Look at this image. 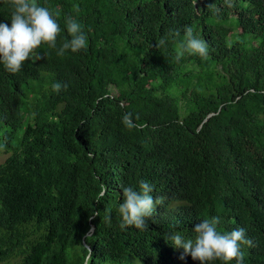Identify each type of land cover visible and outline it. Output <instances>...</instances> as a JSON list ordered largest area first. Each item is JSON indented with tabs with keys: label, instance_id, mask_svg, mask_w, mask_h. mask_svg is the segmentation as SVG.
Segmentation results:
<instances>
[{
	"label": "trees",
	"instance_id": "trees-1",
	"mask_svg": "<svg viewBox=\"0 0 264 264\" xmlns=\"http://www.w3.org/2000/svg\"><path fill=\"white\" fill-rule=\"evenodd\" d=\"M38 3L60 25L56 47L15 74L0 64V262L199 264L168 238L219 215L217 231L253 241L243 264H264V0ZM12 11L0 0V22ZM68 16L87 46L61 56ZM186 26L206 57L177 61ZM141 180L163 203L121 229L122 188Z\"/></svg>",
	"mask_w": 264,
	"mask_h": 264
},
{
	"label": "clouds",
	"instance_id": "clouds-1",
	"mask_svg": "<svg viewBox=\"0 0 264 264\" xmlns=\"http://www.w3.org/2000/svg\"><path fill=\"white\" fill-rule=\"evenodd\" d=\"M227 2V0H226ZM13 11L10 17V25L7 21L0 22V64H3L6 71L15 74L27 60L41 59V55L36 51L42 44L56 47L57 37L61 28L57 19L47 7L40 6L38 0H10ZM232 7L231 3H228ZM79 12V8H76ZM220 9H214L215 14H219ZM65 25L70 39H65L58 51V55L63 56L66 50L73 53L86 50L87 35L81 24L72 16L65 18ZM173 37L179 36V30L171 33ZM164 44L161 40L157 47ZM198 54L202 57L208 55L206 43L193 34V29L186 26L184 29V40L176 53L179 61L183 55ZM67 83L56 82L52 85L55 92L67 89ZM131 113L123 116V123L128 128L136 127L131 119ZM154 191L152 185L147 181L139 182V190L133 187H123V202L119 205V214L122 218L120 227L135 226L138 229L147 227L146 218L152 217L157 205L163 203V198L151 195ZM107 188H103L99 198H103ZM219 215L210 219H203L195 225L193 231L196 233L194 239H185L179 232L171 235L168 239L177 248H182L181 259L190 256L193 261L199 264H211L213 261H222L223 264L235 260L236 264H243L244 253L241 245L253 246V241L246 238L245 229H233L230 232L221 233L217 231V226L221 222Z\"/></svg>",
	"mask_w": 264,
	"mask_h": 264
},
{
	"label": "rangeland",
	"instance_id": "rangeland-1",
	"mask_svg": "<svg viewBox=\"0 0 264 264\" xmlns=\"http://www.w3.org/2000/svg\"><path fill=\"white\" fill-rule=\"evenodd\" d=\"M7 154L5 152L0 151V163L4 161L6 158ZM0 264H16V260L12 259L8 262H0Z\"/></svg>",
	"mask_w": 264,
	"mask_h": 264
}]
</instances>
